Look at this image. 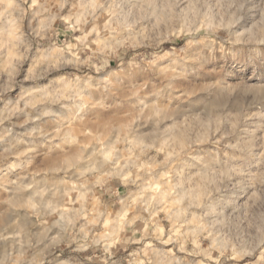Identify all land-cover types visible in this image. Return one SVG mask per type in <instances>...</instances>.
<instances>
[{
    "label": "rangeland",
    "instance_id": "1",
    "mask_svg": "<svg viewBox=\"0 0 264 264\" xmlns=\"http://www.w3.org/2000/svg\"><path fill=\"white\" fill-rule=\"evenodd\" d=\"M0 264H264V0H0Z\"/></svg>",
    "mask_w": 264,
    "mask_h": 264
}]
</instances>
